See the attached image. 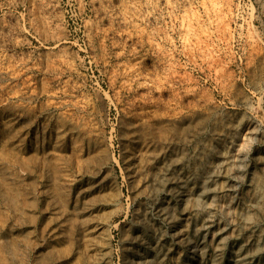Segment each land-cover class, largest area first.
Here are the masks:
<instances>
[{
    "label": "rangeland",
    "instance_id": "1",
    "mask_svg": "<svg viewBox=\"0 0 264 264\" xmlns=\"http://www.w3.org/2000/svg\"><path fill=\"white\" fill-rule=\"evenodd\" d=\"M0 264H264V0H0Z\"/></svg>",
    "mask_w": 264,
    "mask_h": 264
}]
</instances>
